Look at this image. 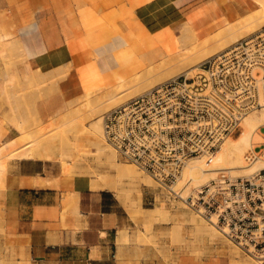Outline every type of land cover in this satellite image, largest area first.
<instances>
[{"label": "crops", "instance_id": "0c3cea01", "mask_svg": "<svg viewBox=\"0 0 264 264\" xmlns=\"http://www.w3.org/2000/svg\"><path fill=\"white\" fill-rule=\"evenodd\" d=\"M219 7L220 0H0V40H18L23 49L17 71L5 75L18 74L21 88L0 85V146L36 131L27 129L21 117L30 108L36 123L50 120L62 114L68 98L104 85L94 49L98 23L114 35L111 44L98 42L106 45L103 57L119 58V82L177 50L176 45L167 51L157 38L181 22L198 35L190 22L205 29ZM142 38H151L149 48L140 45ZM126 41L133 42L127 56L122 50ZM69 63L71 69L58 79L60 68ZM44 81L45 90L18 95ZM9 87L16 122L8 121L12 113L1 100ZM8 165L0 186V264H166L149 258L148 247L139 255L138 246L123 243L132 226L128 216L108 191L93 190L87 176L63 174L54 159L13 158Z\"/></svg>", "mask_w": 264, "mask_h": 264}, {"label": "built area", "instance_id": "2783aa9c", "mask_svg": "<svg viewBox=\"0 0 264 264\" xmlns=\"http://www.w3.org/2000/svg\"><path fill=\"white\" fill-rule=\"evenodd\" d=\"M197 69L106 112L105 138L120 161L135 164L158 183L153 203L159 196L183 204L264 261V169L238 177L222 170L188 195L185 183L179 187L190 158L213 155L249 111L264 106V28Z\"/></svg>", "mask_w": 264, "mask_h": 264}, {"label": "rangeland", "instance_id": "374dc122", "mask_svg": "<svg viewBox=\"0 0 264 264\" xmlns=\"http://www.w3.org/2000/svg\"><path fill=\"white\" fill-rule=\"evenodd\" d=\"M223 1H225L226 4L228 2L227 0H220L219 10H217V12L215 13L216 15L212 14V17H214L215 20L212 19L211 24L209 21V24L206 25V28L204 27L205 29H199V28L195 27L192 22H190V24L194 28L195 32L199 36L193 32V29L191 28L190 25H186L183 28V22H181L177 26L173 27L172 30L166 36L164 35L160 38H157V41L161 45H163L167 49V51H171L175 48L176 45L177 46L179 45L180 41L178 42V40L180 39L182 34H184L186 36L187 40L190 42L191 41L195 42L196 38L203 39V38L207 37L208 35H211V34L215 33L216 31H218L220 29H224L225 27H227L230 24V21L235 20L231 16H234V17L236 15L244 16V15L248 14L253 7V5H252L253 0H232V2L231 1L229 2L230 5H227V6L232 7V11H231V13L228 14V16H229L228 17L227 12H226L227 6H225L226 4ZM216 16H219L220 18L218 19V18H216ZM217 21L219 22L218 26H216ZM259 27H257L258 29L256 28L251 34L243 35L242 38L240 40H238L237 42H235L231 47H233L236 43H238L242 39H248V38H251V37L255 36L256 34L260 33L261 30L264 28L263 20H262L261 25ZM139 35H141V31H140V34L135 33V32L130 33V36H133V37H138ZM93 38H95L94 40L97 41V43H95V45H94V49H95L96 54H97V59L101 63L100 68H101V72H102L103 77H104V82H105L104 85H102L96 89H93L91 91L82 93L81 95H77L75 97L68 98V100L64 102V103H66V105L64 107V110L62 111V114H60V115H58L55 118H52L50 120H49V118H47L45 121H40L37 124L36 123V117L32 113L31 108L28 110L29 111L28 115H26L25 117L21 116L24 119L25 125L27 128H29V129L35 128L36 129L35 134L37 137L40 138L41 143H42V149L39 152H42L44 154V159H54L57 162V164L60 166L62 173L64 171H62L63 170V167H62L63 162L61 160H59L60 146L62 145V147L65 148L69 144L67 141L69 140L71 142L73 139V136L75 135V132H76V130H74V129L72 130L69 128L70 123H68V119H71L72 117H74L76 115H79L78 119L80 120L79 121L80 123L81 122L84 123L85 126H89L90 124H92L95 121L96 117H89L88 116L89 115L88 114L89 113V111H88V109H89L88 105L89 104H87V103L90 101L94 102L95 100H97V101L94 103H96V104H97V102L99 103L98 97L101 95V92L104 91V89L106 87H108L109 85H111L113 88L116 87V90L118 89L117 91L119 93L117 92L116 93L117 97L115 99H113V101H110L112 104L110 102L106 104L107 107L105 106L103 113H102L103 122H104V115L106 112H108L109 110L127 102L131 98L138 96L139 94L143 93L144 91L151 89V88L155 87L156 85H158L164 81H167L171 78L177 77L178 75H181L183 73L185 74L189 71L191 73H195L198 70L197 67L205 59L210 57V55H208V53H211V52H209V50H204L203 52H201L197 56H194V58L190 57L191 60L188 58L187 59L188 61L186 60L187 64L185 61L182 62L183 63L182 65L180 62H178L181 67L177 66L178 63H175V62L173 64L174 65L173 66L172 65L173 61H172V63H169V65L167 66L168 62L170 61V59L168 58V61L165 64L166 65L165 67H167L168 69L167 68L165 69V67H163L162 68L163 70L160 72L161 74L159 73V75L158 74L155 75L152 71L148 72L145 69L140 70L137 73L133 74L132 76L126 78L128 81L132 80V79L136 80L133 83H131L130 85L126 86V85H122L117 80L116 68L118 65L119 58L116 57V55H112L109 58L103 57L104 54L102 53V50L106 47V45L98 42V39L101 38L102 40L105 39L104 41L109 42L111 44V42H113L115 40L114 35L106 27L102 26V23L101 24L98 23L97 33L94 34ZM150 41H151V38L146 39V40L143 38L139 39L140 45L141 44L144 45L145 48H149L151 46ZM16 43H17V45L15 48H13V46H12L10 48L8 47V49H7V48L3 47V43L0 42V62L2 63V68H0V78H1L0 85L1 86H2V84L7 85L8 82H10V85H12L13 87H17L19 85L21 86V84H22V82H21L22 80H21V78H19L20 76L18 74H17V77H16V75H13V76H10L8 79H5L6 74H12L13 72L17 71V66L23 60L22 59V54H23L22 46L20 45L18 40L16 41ZM110 44H109V46H110ZM132 44H133V42L132 43H130L128 41L125 42V46L122 49L125 52V56L128 55L127 54V51H128L127 46H131ZM231 47H229L228 49H226L224 51H221L219 54L226 52ZM1 48L4 50H2ZM11 48H13V50L8 51ZM10 53H12V54H10ZM4 54H6V55H4ZM201 55H203V56L201 57ZM198 56L200 57L199 59L197 58ZM188 62H191V63L189 64ZM158 63H161V61H159ZM184 64H185V66H184ZM182 66H184V67L182 68ZM70 69H71L70 63L67 66L60 68V75L57 78L62 79L63 77H65ZM178 69H179V71H178ZM145 71L147 72L148 76H146ZM151 72L155 76L153 74H151ZM141 73H143V74H141ZM149 73L151 75H149ZM138 76L140 78L139 81L137 80ZM25 80H26V83L30 82L29 77H25ZM140 82H141V84H139ZM118 84H119V86H118ZM137 84H139V85H137ZM115 85H117L118 88ZM43 87L44 88L47 87L46 81H44L40 84H29L28 88H27L28 92L27 91L26 92L19 91L18 95H26V94H30V93H36L37 89H39V90L44 89ZM130 88H132V89H130ZM9 89H10V87H9ZM14 93L17 94L16 91H14ZM11 94H12L11 92L7 93V91L6 92L3 91L1 93V100H2L3 104H7L9 106L10 112L12 113V115L8 118V121L16 122V119H17L16 112L17 111H16V108H15V106L12 102V99L10 97ZM94 95H96V96L99 95V96L96 97ZM118 95H120L121 97ZM85 100H86V103H85ZM69 102H71L72 104ZM73 104H74V106H73ZM26 106L28 108L31 107L30 104L27 102H26ZM31 121H33V124L28 125L29 122H31ZM47 122H48V124H47ZM43 123H45V124H43ZM237 133H238V131L235 132V135ZM104 135H105V133H104ZM62 138H63V140L66 139L67 141L65 140V142H63ZM30 139L31 138H29V136L24 137L23 139H19L18 140L20 142L19 146L22 145L23 142L26 143ZM65 144H66V146H64ZM95 149L96 148L94 146H91L89 148L90 151L89 150L83 151V153H82V151H80L81 153L79 152L80 153L78 155L79 157L78 156L72 157V158L69 157V158L73 159V161H74V163H72L73 167L76 166V167H74V169L79 167L77 170L78 172H75L72 174H78V175L83 174V175L87 176L88 178H90L91 181L94 179V176L91 175L92 170H94V169L97 170V167H98V169L99 168L103 169V166H102L103 161L99 160V158L95 154V151H96ZM10 151H12V150H10ZM114 151H115V159L120 161L117 157V153H116L115 149H114ZM209 156H213V155H209ZM8 157H9V160L13 159V158H17L16 156L12 157L11 154L8 155ZM69 158L66 157V161H70L71 159L69 160ZM121 162H124V161H121ZM124 163L132 164L138 169V173L140 174V181L145 182L143 180V178H145L144 177L145 175L149 176L151 179H153L147 172L141 170L135 164L129 163V162H124ZM86 166H87V168H86ZM83 167H84V169H83ZM89 168L92 170H90ZM81 169H82V171H81ZM101 169H99V171ZM222 169H223V171L224 170L228 171V169H226V168H222ZM222 169H219V172H217V174H216L217 176L220 174ZM232 170H230L229 172H231ZM232 172L234 173L235 171H232ZM111 173L114 174L113 172H110V174ZM233 173H230V174L233 176ZM63 174H66V173H63ZM89 174H90V176H89ZM152 181H153L152 183H139L140 186L138 187V189L136 188V190L132 189L131 186H129L127 183H123L120 185L121 187H120V191H119L120 194L119 195H117L116 192H114L113 190L111 191V189H104L105 191H108V193L110 195H112L114 197V199L121 205L122 209H124L126 215L128 216V218L132 224V226L129 227V230L132 232H131V236H130L129 232H128L129 230L126 231L125 240L123 241V243H125L127 245L135 244L136 246H138L137 249L139 250V252H138L139 255H144V250H145L144 248L148 247L150 250L149 258H155V259L159 260L160 262H163L166 264H215V263H220L222 261H226L228 264H231L230 260L232 262L239 261V264H250L253 262H255L254 264H257L258 260H262V258L258 255V253L250 254V253L245 252L243 249H241L239 246H237L232 241H230L227 237H225L211 222H209L207 219H205L204 217H202L201 215H199L198 213H196L192 209L185 207L183 204L180 203L177 206H174V205H171L170 203H168L167 201H165L164 198H160L159 196L157 197V201L155 203H153L152 202L153 197L155 196V194H157L159 192V189L157 187L158 183H156V181L154 179ZM183 184L180 185V183H179V187L182 186ZM205 184H207V183H205ZM202 185H204V184H201L200 186H202ZM188 187H189V183H187L184 187V192H185L184 194H186ZM194 188H197V187L192 185L190 188L191 190H189L186 195H188ZM95 191H101V190L99 189V190H95ZM71 197H74V195L72 194ZM122 201H124V202H122ZM205 225H208V226L206 227ZM200 227L201 228L203 227V228L200 229ZM209 227L211 228V230L214 229V231H216L218 234V237L215 238L214 243L211 242V245H209L211 239H210V241L208 240V238H210V236L208 234L207 228H209ZM205 231H207V233H205ZM202 232L204 234H202ZM202 236H204V238ZM234 248H235V250L238 249L239 253L237 251H236V254H235V252H233L234 254L229 252L230 250H232ZM222 249L224 250V252ZM237 253H238V255H237ZM228 256H230V257L232 256L233 258L232 257L230 258ZM227 257H228V259H227ZM261 264H264L263 260H262Z\"/></svg>", "mask_w": 264, "mask_h": 264}, {"label": "bare ground", "instance_id": "6f19581e", "mask_svg": "<svg viewBox=\"0 0 264 264\" xmlns=\"http://www.w3.org/2000/svg\"><path fill=\"white\" fill-rule=\"evenodd\" d=\"M227 1H228L227 4L225 1H223L226 4L225 6L230 5V3H229L230 1L232 2V0H227ZM252 5H253V7L248 14H246L244 16H242V15H236L235 17L231 16L235 20L230 21V24L227 27H225L224 29H220V30L216 31L215 33L208 35L207 37H205L203 39L196 38L195 42L194 41L190 42L187 40L186 36L184 34H182L180 39H179L180 42H179V45L177 47V50L173 54L162 59L161 63H156V64L148 67L145 70L148 72L152 71L155 75H157V74L159 75V73L163 70L162 68L166 66L165 64L168 61V58L170 59V61L168 62L167 66L169 65V63H172V61H173L172 65L174 64V62L175 63L180 62L182 65L183 61L186 62V60L188 58L190 59V57L194 58V56H197L198 54H200L204 50H209V52H211V53H208V55H210V56L219 55V53L221 51L228 49L235 42L240 40L243 35L251 34L257 27H259L261 25L262 20L264 22V0H253ZM226 11L228 14L231 13L232 7L227 6ZM218 24H219V22L217 21L216 26H218ZM0 42L3 43V47H5L7 49H8V47L10 48L12 46H13V48H15L17 45L15 40L6 39L4 36L1 37ZM13 48L9 49L8 51L13 50ZM2 50H4V49H2ZM6 54H4V55H6ZM10 54H12V53H10ZM202 56L203 55H201V57ZM197 58L199 59L200 57L198 56ZM191 62H188V63L190 64ZM178 64H177V66H180V64L179 65ZM186 64H187V62H186ZM184 66H185V64H184ZM184 66H182V68ZM166 68L167 67H165V69ZM146 71H145L146 76H148ZM178 71H179V69H178ZM152 72H151V74H153ZM188 73H191V72L189 71ZM141 74H143V73H141ZM151 74L149 73V75H151ZM16 77H17V75H16ZM139 79L140 78L138 76L137 80L139 81ZM134 81H136V80L132 79V80L128 81L126 78H120L119 83L127 86V85H130L131 83H133ZM8 84L10 85V82H8ZM139 84H141V82ZM139 84H137V85H139ZM115 86H117V85H115ZM118 86H119V84H118ZM118 86H117V88H118ZM46 88H48V87H46ZM130 89H132V88H130ZM117 90H116V87L115 88H113L112 86L106 87L104 89V91L101 92V95L100 96L98 95L99 97L94 95V96L98 97L99 103L98 102H97V104L94 103L97 100H95L94 102H91L89 100L90 102L87 103V104H89L88 105L89 106V109H88L89 115L88 116L89 117H96L95 121L92 124H90L89 126H85L84 123L79 122L80 121L78 119L79 115H76V116L72 117L71 119H68V123H70L69 128L72 130L73 129L76 130V132H75V135L73 136L74 140L71 138L73 142L72 141L70 142L69 140L67 141L65 139L69 144L67 146L65 144L64 145V146H66L65 148L62 147V145L60 146L59 160H61L63 162V165H62V167H63L62 171H64L63 173L72 174V173L78 172L77 170L79 167L74 169V167H76V166H74V167L72 166V163H74V161L71 158L77 157L81 153L80 151H82V153H83V151H88L91 146H94L96 148L95 154L97 155V157L99 158L100 161H103L102 162L103 169L99 168V169H101L99 171L98 167H97V170L96 169L92 170L89 168L90 170H92V174L91 173L90 174L94 176V179L91 181V188L93 190L111 189V191L113 190L114 192H116L117 195H119L120 194L119 191H120V187H121L120 185L123 183H127L129 186H131L132 189L136 190V188L138 189V187L140 186L139 183H152L153 179H151L149 176L145 175L144 176L145 178H143V180L145 182L140 181V174L138 173V169L132 164H126L124 162L116 160L114 148H112L105 139L104 122L102 119V113H103V110H104L106 104L109 103L110 101H113V99H115L117 97V94H116L118 92ZM26 91H27V89H26ZM7 92H11V91H9V88H8ZM118 96H120V95H118ZM35 97H37V96H35ZM69 103H71V102H69ZM85 103H86V100H85ZM73 106H74V104H73ZM16 117H17V115H16ZM47 124H48V122H47ZM21 128H22V125H21ZM29 130H31V129H29ZM236 131H238V133L235 135ZM236 131L234 133L228 135L224 139V141L220 144V146L218 147L217 151L213 154V156H209V154H203L200 156L192 157L186 162V164L184 165L183 170L180 174V177H179L180 185L183 183H185V184L189 183V187L186 191V194L189 190H191L190 188L192 185L196 186V187H198V186L200 187L201 184L209 183L212 179L216 178L217 172H219V169H222V168L228 169V172L233 169L232 171H235V172L233 173L231 171L229 173H233L234 177L250 175V174H252V173H254L260 169H264V106L261 108H257V109H253V110L249 111L242 118V120L238 126V129ZM27 136H29V138H31V139L28 140L26 143L23 142V144L20 146H19L20 142L18 140L13 141L11 143H2L3 145L0 146V186H4L5 177H6L8 170H9V165H8L9 164V157H8V155L11 154L12 157L16 156L17 158H31V157L44 158V154L42 152H39L42 149L41 140L39 137L36 136L34 130H33V133H32V131L31 132L29 131L27 133ZM62 140H63V138H62ZM65 140H63V142H65ZM10 150H12V151H10ZM66 157H68V158L71 157V158H69V160L71 159L73 162L71 160H70L71 162L66 161ZM86 168H87V166H86ZM83 169H84V167H83ZM81 171H82V169H81ZM110 172H113L114 174H112V173L110 174ZM90 174H89V176H90ZM122 202H124V201H122ZM205 226L207 227L208 225H205ZM202 228L200 227V229H202ZM207 230H208V234L210 236V238H208V240L210 241V239H211L209 245H211V242L214 243V240L216 237H218V234L216 231H214V229L211 230L210 227L207 228ZM205 233H207V231H205ZM202 234H204V233L202 232ZM202 237L204 238V236H202ZM235 248L230 250L229 252H231V253L235 252V254H236V251L238 252V249L235 250ZM223 252H224V250H223ZM238 253H237V255H238ZM228 257H230V256H228ZM228 257H227V259H228ZM230 262H231V264H239V261L232 262L230 260ZM254 263L255 262L250 263V264H254ZM261 263H262V260L257 261V264H261Z\"/></svg>", "mask_w": 264, "mask_h": 264}]
</instances>
